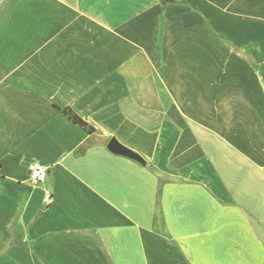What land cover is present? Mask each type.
I'll list each match as a JSON object with an SVG mask.
<instances>
[{
	"label": "crops",
	"instance_id": "0c3cea01",
	"mask_svg": "<svg viewBox=\"0 0 264 264\" xmlns=\"http://www.w3.org/2000/svg\"><path fill=\"white\" fill-rule=\"evenodd\" d=\"M0 264H264V0H0Z\"/></svg>",
	"mask_w": 264,
	"mask_h": 264
},
{
	"label": "built area",
	"instance_id": "2783aa9c",
	"mask_svg": "<svg viewBox=\"0 0 264 264\" xmlns=\"http://www.w3.org/2000/svg\"><path fill=\"white\" fill-rule=\"evenodd\" d=\"M48 176V166L41 163H35L29 167V181L38 186L44 183Z\"/></svg>",
	"mask_w": 264,
	"mask_h": 264
},
{
	"label": "trees",
	"instance_id": "16d2710c",
	"mask_svg": "<svg viewBox=\"0 0 264 264\" xmlns=\"http://www.w3.org/2000/svg\"><path fill=\"white\" fill-rule=\"evenodd\" d=\"M62 111L69 116L70 119H72L75 123H77L78 125H80L81 127H83L84 129H86L89 132H92L94 130L93 127L89 126L88 123H86L83 119H81L77 114H75L71 108L68 107H64L62 108ZM130 154H128L129 156H131L134 159L139 160V156L132 152L131 150L128 151Z\"/></svg>",
	"mask_w": 264,
	"mask_h": 264
},
{
	"label": "water",
	"instance_id": "95a60500",
	"mask_svg": "<svg viewBox=\"0 0 264 264\" xmlns=\"http://www.w3.org/2000/svg\"><path fill=\"white\" fill-rule=\"evenodd\" d=\"M109 148L115 152V153H119V154H124V155H128L130 154L128 151L129 149L123 147L116 139H112L109 142ZM132 156V155H131Z\"/></svg>",
	"mask_w": 264,
	"mask_h": 264
}]
</instances>
